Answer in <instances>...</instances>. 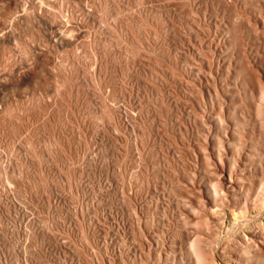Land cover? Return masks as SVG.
Instances as JSON below:
<instances>
[{
    "label": "rangeland",
    "instance_id": "rangeland-1",
    "mask_svg": "<svg viewBox=\"0 0 264 264\" xmlns=\"http://www.w3.org/2000/svg\"><path fill=\"white\" fill-rule=\"evenodd\" d=\"M0 36V264H264V0H0Z\"/></svg>",
    "mask_w": 264,
    "mask_h": 264
},
{
    "label": "bare ground",
    "instance_id": "bare-ground-1",
    "mask_svg": "<svg viewBox=\"0 0 264 264\" xmlns=\"http://www.w3.org/2000/svg\"><path fill=\"white\" fill-rule=\"evenodd\" d=\"M18 17H19V15H18ZM47 21H48V20H47ZM10 22H12V21H10ZM3 23H4V22H3ZM50 23H51V22H50ZM52 24H53V23H52ZM11 25H12V24H11ZM49 25H50V24H49ZM5 26H6V25H5ZM52 26H53V25H52ZM50 28H51V27H50ZM6 29H7V28H6ZM9 29H10V28H9ZM4 30H5V29H4ZM59 32H60V31H59ZM56 33H57V32H56ZM1 36H2V35H1ZM1 36H0V37H1ZM57 36L60 37V38H62V39H64V37H65V35H63V34H61V33H57ZM66 37H67V35H66ZM68 38H69V37H68ZM233 182H234V181H233ZM226 183H227V182H226ZM235 184H236V182H235ZM228 185H229V184H228ZM228 185H227V186H228ZM232 185H234V183H233ZM229 187H230V186H229ZM229 187H228V188H229ZM231 189H232V188H231ZM233 189H234V186H233ZM235 189H236V188H235ZM226 190H227V189H226ZM227 191H228V190H227ZM253 193H254V192H253ZM231 194H232V193H231ZM257 194H258V193H257ZM257 194L255 195V193H254V196H255V197H258ZM260 194H261V193H260ZM229 195H230V194H229ZM261 195H262V194H261ZM234 196H235V195H234ZM258 198H259V197H258ZM237 199H238V198H237ZM261 199H262V198H261ZM232 200H233V199H232ZM234 200H236V199H234ZM258 201H261V200H258ZM258 201H257V202H258ZM208 202H209V201H208ZM228 202H229V201H228ZM212 203H213V202H212ZM209 204H210V203H209ZM213 204H216V203H213ZM235 204H236V203H235ZM259 204H260V202H259ZM210 205H211V204H210ZM227 205H229V204H227ZM236 205H237V204H236ZM236 205H233V206H235L234 210H235V212H236V211L238 212L239 207H236ZM231 206H232V205H231ZM212 207H213V206H212ZM223 207H225V206H223ZM241 207H242V206H241ZM250 207H252V206H250ZM257 207H258V206H257ZM257 207H256V208H257ZM259 207H260V206H259ZM261 207H262V206H261ZM215 208H216V207H215ZM215 208H214V209H215ZM226 209H228V208H226ZM212 210H213V209H212ZM217 210H218V208H217ZM232 210H233V207H232ZM239 210H241V208H240ZM260 210H261V209H260ZM223 211H224V210H223ZM211 212H212V211H211ZM215 212H216V209H215ZM215 212H214V213H215ZM218 212H220V211H218ZM244 212H245V211H244ZM258 212H259V211H258ZM216 213H217V212H216ZM220 213H221V212H220ZM239 213H240V212H239ZM233 214H234V213H233ZM241 214H242V212H241ZM251 214H252V213H251ZM255 214H256V213H255ZM237 215H238V214H237ZM242 215H243V214H242ZM253 215H254V214H253ZM214 216H215V215H214ZM216 216H217V215H216ZM248 216H249V215H248ZM248 216H247V217H248ZM243 217H244V216H243ZM245 218H246V217H245ZM246 220H247V219H246ZM248 220H249V219H248ZM224 221H225V220H224ZM225 223H226V222H225ZM234 223H235V222H234ZM222 224H223V223H222ZM222 226H223V225H222ZM225 227H226V226H225ZM227 227H228V226H227ZM256 231H257V230H256ZM249 234H250L251 236H253V237H254V235H258V234H255L254 231L251 232V233H249ZM247 236H248V235H246V237H247ZM249 240H250V239H249ZM255 240H257V239H255Z\"/></svg>",
    "mask_w": 264,
    "mask_h": 264
}]
</instances>
